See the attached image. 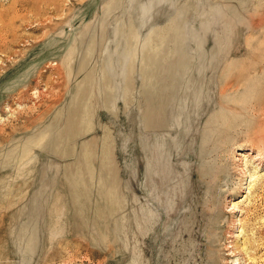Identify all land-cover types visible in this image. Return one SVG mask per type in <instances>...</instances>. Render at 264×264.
Segmentation results:
<instances>
[{"label": "rangeland", "instance_id": "rangeland-1", "mask_svg": "<svg viewBox=\"0 0 264 264\" xmlns=\"http://www.w3.org/2000/svg\"><path fill=\"white\" fill-rule=\"evenodd\" d=\"M0 264H264V0H0Z\"/></svg>", "mask_w": 264, "mask_h": 264}, {"label": "bare ground", "instance_id": "bare-ground-1", "mask_svg": "<svg viewBox=\"0 0 264 264\" xmlns=\"http://www.w3.org/2000/svg\"><path fill=\"white\" fill-rule=\"evenodd\" d=\"M157 62V61H156ZM151 63V67L153 68H155L156 69V67L158 66V65H156V63H155V61H154V59L152 60V61H150L149 62V64ZM151 68V69H152ZM152 75V74H151ZM153 106V105H152ZM156 108V107H155ZM148 115H149V117L151 118V122H157V118L155 119V116H154V114H153V112L151 111V110H149V112H148Z\"/></svg>", "mask_w": 264, "mask_h": 264}]
</instances>
